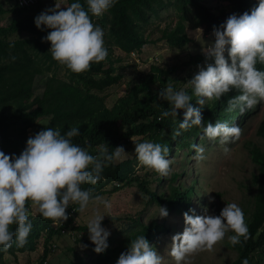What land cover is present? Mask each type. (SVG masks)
I'll return each mask as SVG.
<instances>
[{
    "label": "trees",
    "instance_id": "obj_1",
    "mask_svg": "<svg viewBox=\"0 0 264 264\" xmlns=\"http://www.w3.org/2000/svg\"><path fill=\"white\" fill-rule=\"evenodd\" d=\"M74 2L77 0H66V6ZM79 2L86 7L85 0ZM216 2L221 4L220 8H213L205 0H116L102 17L93 18V23L106 29V60L99 64L93 63L90 71L74 74L59 66L49 52L50 43L42 42L50 30H38L34 23L42 9L41 0L29 6H20L17 0H0V151L19 156L28 138L44 127L59 129L62 134L76 127L80 135L74 137L73 142L86 147L90 154L96 155L105 144L110 152L123 146L129 153L123 160L113 162L104 169L103 181L95 186L83 187H93L95 194L106 196L136 186L149 205L165 206L181 215H195L196 211L191 208L194 185L188 188L175 186L184 171L171 173L168 193L159 191L157 185L152 189L151 183H161L164 177L150 179L153 176L137 175L141 165L135 155V143L148 141L167 144L170 158L178 151H186L189 156L194 153L193 145L206 142L202 129L196 126L181 130V135L175 136L179 123L183 122L184 113L181 110L176 118L169 116L160 119L162 111L169 106L166 101L158 99L160 89L169 83L173 84L175 90L183 89L191 95L192 89L186 87L185 83L198 72V65L205 64L204 54L198 52L188 55L187 60L180 65L158 66L152 62L147 71L141 72L137 83L128 86L110 107L106 104L105 95L100 94L122 80L116 66L120 58H114V51L135 55L145 45L156 43L145 32L151 26V20L158 18L162 12H174L175 22L172 28L159 29L161 36L157 40L166 42L172 48L183 49L194 43L185 27L186 22L191 24L192 29H201L209 34L231 14L250 12L257 5V0ZM6 18H10V21L2 24ZM16 34H27L29 37L9 39ZM13 56L16 57L14 61ZM257 67L264 70V65L258 64ZM59 68L65 71V78L57 76ZM184 71L186 76L177 78ZM37 77H45L41 94H34ZM237 94L236 90H232L219 101L207 102L202 111L205 126L207 123L214 125L217 121L227 122L230 126L242 124L258 105L243 116L238 108L231 112L225 111L227 101ZM192 103L195 106V97ZM31 130L33 133L30 136ZM256 135L262 140V146L253 145L249 148V157L256 166V172L251 177L254 188L252 210L248 216L244 212L250 238L246 242L242 238L241 243L235 246L227 243L228 248L236 253V258L230 264H243L245 260L248 264H261L264 257V119ZM153 175L159 174L153 170ZM191 183L196 184V180H191ZM29 207L32 229L27 244L23 248L13 245L8 253L0 252V264L15 263L19 255L37 251H40V255L36 264H48L56 251L57 240L64 235H70L74 241V246H70L68 252L86 245L84 249L90 254L92 264H117L121 253L127 251L130 240L144 235L153 246L159 235L167 230L164 223L156 220L146 224L141 221V215L130 217V231H120L117 232L118 237H109L108 248L97 254L89 239L87 225L78 222L80 213L73 211L77 205H69V219L56 225L42 218L37 208L33 212V207ZM219 214L216 213L217 216ZM111 221L110 218L103 220L102 225ZM12 228L14 230L15 226ZM78 259L72 264H84L82 258Z\"/></svg>",
    "mask_w": 264,
    "mask_h": 264
},
{
    "label": "clouds",
    "instance_id": "obj_2",
    "mask_svg": "<svg viewBox=\"0 0 264 264\" xmlns=\"http://www.w3.org/2000/svg\"><path fill=\"white\" fill-rule=\"evenodd\" d=\"M85 3L86 7L77 0L64 7L56 2L54 8L46 9L34 19L38 30H50L42 42L50 43L52 59L74 74L90 71L93 63L106 60L105 33L99 24L93 23V18L102 17L116 0H85ZM212 34L214 43L203 48L205 64L197 66L198 72L185 85L191 87L192 94L175 90L171 83L160 89L158 99L169 106L162 111L160 119L176 118L182 110L183 122L179 123L175 136H180L181 130L196 126L210 141L218 139L221 145H228L240 139L242 129L219 121L205 126L203 106L209 101L221 100L232 90L238 94L227 101L225 111L238 108L243 116L264 102V70L257 67L264 65V0H257L250 12L231 14L218 28L214 27ZM15 59L13 56L12 60ZM78 135L80 131L76 127L63 134L59 129L44 127L28 138L19 156L0 151V252L8 253L13 245L23 248L27 244L32 229L29 206L37 208L42 218L54 225L69 219L67 209L71 204L77 205L73 211L80 214L90 205L111 207L103 196L95 194L93 187L83 186H95L103 181L104 169L126 158L127 153L123 146L110 152L105 144L96 155L90 154L86 147L73 142ZM193 148L194 159H205L202 146L193 145ZM169 151L167 144L135 143L139 164L162 177L171 171ZM229 151L228 147L224 148L225 153ZM167 216V210L159 207V217ZM104 217L94 211L87 222L89 239L97 254L108 248L110 232L102 227ZM183 218V232L172 236L168 251L174 264H192L195 255L213 251L226 236L233 246L240 244L242 238L245 242L250 238L244 212L234 202L227 203L218 216L184 213ZM130 241L117 264H164V257L144 235Z\"/></svg>",
    "mask_w": 264,
    "mask_h": 264
},
{
    "label": "rangeland",
    "instance_id": "obj_3",
    "mask_svg": "<svg viewBox=\"0 0 264 264\" xmlns=\"http://www.w3.org/2000/svg\"><path fill=\"white\" fill-rule=\"evenodd\" d=\"M209 2L213 8H220L221 4L216 0H205ZM42 9L40 13L46 9L55 7L57 2L61 6H66V0H41ZM10 18L2 21V24L9 22ZM175 22V15L172 11L162 12L158 18L151 20V26L147 27L145 35H149V39L156 41L145 45L140 53L135 55H126L118 50L113 53L114 58L119 57L120 62L116 65L117 72L122 75V80L119 84L112 86L100 95H105L106 104L108 107L121 95L125 93L126 88L137 83L141 72L147 71L149 65L153 62L158 66L180 65L187 60L188 55L194 53H203V48L214 42L212 33L194 30L190 23L186 22V29L192 36L194 43L183 49H176L168 46L164 41H158L161 36L159 29L166 27L172 28ZM1 23V21H0ZM106 34V29H103ZM27 34L12 35L9 39L28 38ZM105 42V39H104ZM106 43V42H105ZM226 54V53H225ZM65 71L59 68L57 76L65 78ZM186 73L180 72L177 78L185 77ZM45 77H37L34 85V94H41L43 91ZM188 82V81H187ZM186 82V83H187ZM185 83V85H186ZM264 119V102L258 104L257 108L245 118L239 127L242 129V135L238 141L228 145H221L219 140L214 143L206 139L204 143L198 144L205 151L203 155L205 159L196 160L195 149L194 153L189 155L186 151H178L169 159L172 160L170 165V173L164 177L163 182H152L151 188L155 189L156 185L159 191L168 193L169 178L172 172L184 174L176 181V185L188 188L194 185V195L192 198L191 208L196 211L195 215H216L217 212L226 206L227 203H237L247 213L252 210V201L254 188L251 184V177L256 172V166L251 162L249 157V148L253 145L262 146V140L256 135L257 128ZM33 130L30 131L31 136ZM228 147L230 151L224 152V148ZM126 152V151H125ZM127 156L129 155L128 152ZM126 156V157H127ZM148 174L152 178L161 176L153 175V170L138 167L137 175L143 177ZM191 180H196V184H192ZM111 205L110 208H105L103 205L89 206V209L79 215L78 222L87 225L89 218L94 211L104 215V219H112L111 222L102 225L110 232V236H117V232L130 231L131 222L128 218L141 215V221L149 223L156 220L158 223H164L167 230L161 233L155 241L153 247L164 257V264H174V260L169 256L171 238L173 235L182 233L185 227L184 215L170 211L165 206L168 212L166 218L159 217V207L155 204H148L146 198L140 193L136 186L125 188L112 195L103 196ZM205 209L207 212H205ZM36 208L33 207V212ZM68 234V233H67ZM231 234V233H230ZM118 237V236H117ZM229 240L227 236L223 241L218 243L211 252H202L192 258V264H230L235 258L236 253L230 250L227 246ZM74 246L73 238L70 235H64L63 238L57 240L56 251L49 258L48 264H72L82 258L84 264H92V258L89 257L88 251L84 248H77L73 252H68L69 247ZM40 251L32 254H21L18 256L15 263L8 264H36ZM264 264V257L260 261Z\"/></svg>",
    "mask_w": 264,
    "mask_h": 264
},
{
    "label": "built area",
    "instance_id": "obj_4",
    "mask_svg": "<svg viewBox=\"0 0 264 264\" xmlns=\"http://www.w3.org/2000/svg\"><path fill=\"white\" fill-rule=\"evenodd\" d=\"M37 0H17V3L20 5V6H29L33 3H35Z\"/></svg>",
    "mask_w": 264,
    "mask_h": 264
}]
</instances>
